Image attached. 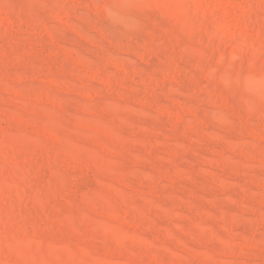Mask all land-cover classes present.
Returning <instances> with one entry per match:
<instances>
[{
    "label": "rangeland",
    "instance_id": "374dc122",
    "mask_svg": "<svg viewBox=\"0 0 264 264\" xmlns=\"http://www.w3.org/2000/svg\"><path fill=\"white\" fill-rule=\"evenodd\" d=\"M213 1L0 0V264H264V0Z\"/></svg>",
    "mask_w": 264,
    "mask_h": 264
},
{
    "label": "bare ground",
    "instance_id": "6f19581e",
    "mask_svg": "<svg viewBox=\"0 0 264 264\" xmlns=\"http://www.w3.org/2000/svg\"><path fill=\"white\" fill-rule=\"evenodd\" d=\"M217 2H218V0H216ZM219 1H221V3H223V4H230L231 5V0H219ZM207 2H210L211 3V5H214V4H212V2H214L213 0H207ZM220 3V2H219ZM227 6V5H226ZM219 7H221V6H219ZM225 7V6H224ZM223 7V8H224ZM229 7V6H228ZM224 11V10H223ZM231 13V12H230ZM229 16V15H228Z\"/></svg>",
    "mask_w": 264,
    "mask_h": 264
}]
</instances>
